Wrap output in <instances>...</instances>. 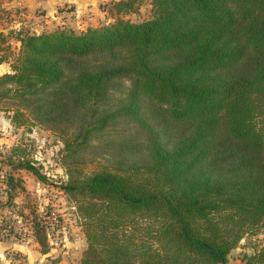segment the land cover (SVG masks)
<instances>
[{"label": "trees", "instance_id": "16d2710c", "mask_svg": "<svg viewBox=\"0 0 264 264\" xmlns=\"http://www.w3.org/2000/svg\"><path fill=\"white\" fill-rule=\"evenodd\" d=\"M147 1L141 20L143 0H111L81 31L0 30L1 52L18 42L0 102L63 142L80 264H227L264 227V0Z\"/></svg>", "mask_w": 264, "mask_h": 264}, {"label": "rangeland", "instance_id": "374dc122", "mask_svg": "<svg viewBox=\"0 0 264 264\" xmlns=\"http://www.w3.org/2000/svg\"><path fill=\"white\" fill-rule=\"evenodd\" d=\"M143 1L138 11L128 15L131 19L150 16V5ZM60 10L66 15L55 17ZM70 10L75 9L65 3L56 6L53 0H0V30L41 33L60 27L86 29L90 22L85 20V12ZM111 19L109 15L107 20ZM8 40L9 49L0 51V55L9 56L0 62V75L12 69L13 50L18 45L10 34ZM12 111L0 102V263L53 264L57 260L58 264H80L87 240L76 201L61 188L68 177L62 163L63 142L44 125L15 123ZM21 160L32 161L45 180L20 167ZM99 160L107 157L100 156ZM7 173L15 179L12 197L5 181ZM35 215L46 224L47 252L34 235ZM227 264H264V227L246 234L228 254Z\"/></svg>", "mask_w": 264, "mask_h": 264}, {"label": "crops", "instance_id": "0c3cea01", "mask_svg": "<svg viewBox=\"0 0 264 264\" xmlns=\"http://www.w3.org/2000/svg\"><path fill=\"white\" fill-rule=\"evenodd\" d=\"M111 0L101 1V0H53V4L56 6H61L63 3L67 4V6L74 7L75 10H70V12L75 13L78 10L85 12L83 15L86 18L85 20L90 22L89 25H97L100 21H105L107 10L105 9V5ZM102 2V3H101ZM58 4V5H57ZM89 10V11H88ZM93 11V12H90ZM65 11L60 10L57 12L55 17L65 16ZM65 14V15H64ZM67 19V18H66ZM92 19V20H91ZM91 20V21H89ZM86 26V27H88ZM38 32V30H37ZM0 264H13V263H0Z\"/></svg>", "mask_w": 264, "mask_h": 264}]
</instances>
